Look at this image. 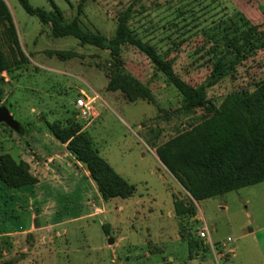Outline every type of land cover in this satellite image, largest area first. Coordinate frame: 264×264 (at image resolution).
<instances>
[{
    "label": "rangeland",
    "instance_id": "1",
    "mask_svg": "<svg viewBox=\"0 0 264 264\" xmlns=\"http://www.w3.org/2000/svg\"><path fill=\"white\" fill-rule=\"evenodd\" d=\"M3 1L17 45L0 25L3 49L15 59L14 68L0 74V105L25 130L19 135L0 124V154L25 162L37 182L17 189L0 182V264H120L118 259L122 264H264V182L194 202L156 157L158 147L198 124L203 110H182L176 90L130 45L120 51L121 72L144 86L151 99L130 103L120 91H107L113 71L108 50L81 46L73 37L54 38L17 0ZM29 4L46 11L56 5L64 23L77 15L78 0ZM129 6L133 34L172 60L174 73L193 87L206 83L210 49L221 51L222 36L242 25L237 14L264 30L259 10L264 0H86L80 27L109 40L117 15ZM263 79L264 48L207 87V98L219 107L228 95L251 92ZM84 94L92 101L86 116L73 107ZM51 125H77L97 155L134 186V196L104 201L89 176L93 187L86 184L85 166L53 136ZM174 199L189 203L194 214L176 217ZM58 222L64 223L47 226ZM102 225L109 238L128 241L114 252L106 249ZM204 227L209 241L197 236ZM247 227L254 234L242 238ZM188 239L198 244L193 253ZM129 247L132 252L125 253Z\"/></svg>",
    "mask_w": 264,
    "mask_h": 264
},
{
    "label": "trees",
    "instance_id": "2",
    "mask_svg": "<svg viewBox=\"0 0 264 264\" xmlns=\"http://www.w3.org/2000/svg\"><path fill=\"white\" fill-rule=\"evenodd\" d=\"M17 2L27 15L35 17L41 25L49 26L52 37H73L81 46L108 50L113 71L108 77L107 91H120L130 103L138 98L151 99L144 86L121 72L120 51L123 46L130 45L139 50L176 90L181 98L182 110H203L204 118L198 124L155 150L160 164L192 201L200 202L264 182V79L257 82L251 92L228 95L219 107H215L206 94L207 87L216 85L252 52L264 48V30L260 27L237 14L242 25L233 28L229 36H222L224 47L221 51L215 47L210 49L213 61L206 83L193 87L174 73L172 60L162 58L153 46L143 43L133 34L128 26L132 13L130 6L117 15L114 36L107 40L100 34L81 29L79 16L83 13L86 0H78L77 15L67 23L63 22L60 10L54 4L52 11H46L32 7L29 0ZM259 10L264 24V8L259 7ZM0 25L10 43L16 46L15 28L3 0H0ZM14 66V57L5 53L0 41V74L10 72ZM24 130L20 125L17 134L22 135ZM50 131L85 166L104 201L134 196V186L97 155L77 125L66 129L51 125ZM0 182L7 188L17 189L33 186L37 180L30 174L25 162H15L10 155L0 154ZM173 207L176 217L195 212L189 203L176 199L173 200ZM102 229L108 235L105 226ZM187 245L190 253L198 247L190 239Z\"/></svg>",
    "mask_w": 264,
    "mask_h": 264
},
{
    "label": "crops",
    "instance_id": "3",
    "mask_svg": "<svg viewBox=\"0 0 264 264\" xmlns=\"http://www.w3.org/2000/svg\"><path fill=\"white\" fill-rule=\"evenodd\" d=\"M82 92V91H81ZM80 92V93H81ZM65 148V147H64ZM66 156H68V158H70V159H68L69 160V162H71L72 163V165H74V166H77L79 169L81 168L80 167V165L69 155V154H66ZM164 168V167H163ZM166 170V169H165ZM83 178L87 181V183L86 184H88L89 185V188H91V187H93L92 186V184H91V182H90V179H88V175L83 171ZM71 179H74V178H72L71 177ZM80 179V176H78V177H76V179H74V181H78ZM83 179V180H84ZM75 183V182H74ZM131 198V197H130ZM100 210V209H99ZM100 211H102V210H100ZM197 215V214H196ZM196 218H198V216H196ZM76 219H82V217L81 216H79L78 218H76ZM63 223L64 222H58V223H55L54 225H47L48 227H51V226H61V225H63ZM102 226H105V225H102ZM105 229L107 230V232L109 231L108 230V228L105 226ZM208 230V229H207ZM61 233V232H60ZM59 233V235H62V234H60ZM109 233V232H108ZM254 234V231H253V229L251 228V227H247V228H245V230H244V232H243V234H242V238H249V237H251L252 235ZM109 235V234H108ZM108 235H106L105 236V238H108L109 239V236ZM113 241H114V243L112 244V246H109L108 244L107 245H105V247H106V249H111L112 250V252H114V250L115 249H120L123 245H124V241H128V238L127 237H123V236H119L117 239H114L113 238ZM130 247L132 248V249H134L135 248V246H133L132 244L130 245ZM130 247L127 249V248H124L123 250H124V252L125 253H127V251H131L132 252V249L130 250ZM130 252V253H131ZM230 253H232L233 251L231 250V251H229ZM131 255V254H130ZM130 255H127L125 258H126V260L128 261V258H129V256ZM144 256L145 257H147L148 256V254L147 253H145L144 254ZM200 256V254H196V257H199ZM215 257V256H214ZM169 260H170V262H172L173 260L171 259V258H169ZM118 261H119V263L120 264H122V262H121V260H119L118 259Z\"/></svg>",
    "mask_w": 264,
    "mask_h": 264
},
{
    "label": "built area",
    "instance_id": "4",
    "mask_svg": "<svg viewBox=\"0 0 264 264\" xmlns=\"http://www.w3.org/2000/svg\"><path fill=\"white\" fill-rule=\"evenodd\" d=\"M91 102H92L91 99L87 98V96L84 94L81 97L75 99L73 107L82 116H86L87 114L90 113ZM197 236L200 240L209 241V233L206 227L198 231ZM227 241H229V239H227ZM218 257L223 259L222 254H219Z\"/></svg>",
    "mask_w": 264,
    "mask_h": 264
},
{
    "label": "water",
    "instance_id": "5",
    "mask_svg": "<svg viewBox=\"0 0 264 264\" xmlns=\"http://www.w3.org/2000/svg\"><path fill=\"white\" fill-rule=\"evenodd\" d=\"M0 124H4L11 131L17 133L19 131L20 125L14 120L12 115L9 113L8 109L5 106H0ZM114 243L112 238H109L107 241L108 245H112Z\"/></svg>",
    "mask_w": 264,
    "mask_h": 264
}]
</instances>
